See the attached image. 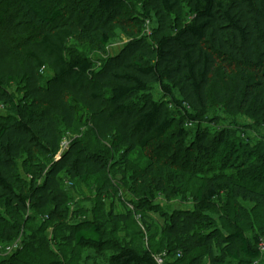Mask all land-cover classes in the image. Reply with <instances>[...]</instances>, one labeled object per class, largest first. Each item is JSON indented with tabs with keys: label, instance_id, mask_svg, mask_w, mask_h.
I'll return each instance as SVG.
<instances>
[{
	"label": "trees",
	"instance_id": "1",
	"mask_svg": "<svg viewBox=\"0 0 264 264\" xmlns=\"http://www.w3.org/2000/svg\"><path fill=\"white\" fill-rule=\"evenodd\" d=\"M137 1L147 21L154 15L158 19L152 34H142L141 26L134 29L133 15L124 18L125 0H94L85 8L78 0L69 12L60 0H15L24 15L0 10V106L7 111L0 118V204L14 219L8 223L0 211L1 248L16 243L25 232L19 215L34 210L46 222H54L67 211L65 182L90 178L100 182V175L108 172L106 152L90 149L78 137L70 138L61 152L62 134L71 135L77 119L86 114L99 142L115 133L117 150L125 147L132 153L172 129V106L184 114L178 124L181 138L187 127H199L195 145L200 149L217 138L202 128L213 101L233 114L247 110L264 126V0ZM118 28L128 35V42L108 55ZM72 40H77V54L68 53ZM92 49L106 57H93ZM156 86L166 100H135ZM242 138L251 144L245 132ZM252 150L258 155L257 165L236 160L209 166L194 192L183 188L181 176L156 173L154 163L148 166L140 176L144 202L150 204L164 194L171 199L192 198L195 205L193 211L167 220L163 234L168 250L160 254L166 252L168 258L172 255L180 261L204 243L212 247L215 239L200 213L218 211L219 199L264 202V189L250 184L264 182V147ZM35 153L56 159L48 169L33 162L35 170L28 179L18 164L30 163ZM147 229L156 234L159 226L148 224ZM105 237L102 223L89 220L73 227L66 240L102 248ZM217 244L244 264H254L264 253L257 236L248 238L240 230ZM9 257L1 256L0 264H22L17 254ZM109 260L110 264H158L151 251L131 246L118 248ZM202 262L203 256L189 260V264Z\"/></svg>",
	"mask_w": 264,
	"mask_h": 264
},
{
	"label": "rangeland",
	"instance_id": "2",
	"mask_svg": "<svg viewBox=\"0 0 264 264\" xmlns=\"http://www.w3.org/2000/svg\"><path fill=\"white\" fill-rule=\"evenodd\" d=\"M125 1L124 18L128 19L130 15H133L134 21L131 23L133 28L141 26L142 34H152L154 28L158 26L157 17L154 15L150 21H147L148 19L143 16L144 10L137 0ZM60 2L67 7L68 12L78 5V0H60ZM93 2L94 0H80L79 5L85 8ZM2 3L4 5H1ZM4 7L7 11L3 10ZM0 10L3 13L17 10L18 14H25L23 6L16 4L15 0H0ZM34 25L35 23L31 21L32 28ZM127 42L128 35L121 28L116 29L107 47L108 55L119 52ZM76 44L77 40L69 43L68 53H78ZM92 56L106 57L98 53L96 49H92ZM12 89L17 92V86ZM148 97L157 101L167 99L160 87L156 86L149 92L138 95L135 100L142 102ZM6 114L7 111L0 106V118ZM172 114L175 118L172 129L163 137L153 141L146 149L133 153L126 152L125 147L121 151L117 150L118 139L115 133L99 142L90 127L89 115L86 114L83 119H77L72 136L67 133L62 134L64 136L62 144L69 142L70 138L78 137L90 149L105 151L110 160L108 172L100 175V182L93 178L74 183L65 182L64 188L69 194L70 203L67 211L63 212L57 221L46 222L43 216L34 210L19 215L25 228V232L16 242L20 243V246L18 245L10 253L0 247V257L8 258L17 254L20 260L18 262L22 264H110V256L118 248L131 246L142 251L149 250L156 256L161 251H167L168 246L163 234V230L168 227L167 220L176 214L193 211L195 205L192 198L171 199L164 194H158L156 198H152L150 204L144 202L145 185L141 182L140 176L146 172L148 166L154 163L156 173L163 171L170 176L174 174L181 176L183 188L194 192L200 184L201 176L209 166L236 160H247L245 161L247 164L251 161L258 162V155L252 148L264 147V126L260 127L247 110L233 114L224 104L213 101L202 128L215 133L217 138L207 140L205 149L195 145L199 127H187V135L181 138L178 133V124L184 114L175 106H172ZM243 132L250 138L251 144L247 145L243 141ZM55 159L56 157L49 160L35 153L30 163L28 160L19 162V171L27 172L26 176L30 179V174L35 170L33 162L36 164L40 162L45 169H48ZM250 184L260 190L264 189V182ZM217 205L218 211L200 213L201 219L208 227L206 231L215 239L214 245L209 247L204 243L180 261L172 255L168 258L167 255L166 262L177 260L178 264H189L192 258L203 256L202 264H244L232 258L222 249V246L217 244L218 240L225 239L236 230L242 231L248 238L257 236L264 252V202L246 201L242 198L234 202L232 199L223 197L219 199ZM0 211L8 223H14L12 215L1 204ZM120 215H129V217L124 220L114 218ZM89 220L102 223L106 244L102 248H97L68 243L66 237L73 227L84 226ZM148 224L158 225L159 231L156 234L149 233ZM3 226L2 223L1 230ZM20 248L19 252L16 251ZM254 264H264V253Z\"/></svg>",
	"mask_w": 264,
	"mask_h": 264
},
{
	"label": "built area",
	"instance_id": "3",
	"mask_svg": "<svg viewBox=\"0 0 264 264\" xmlns=\"http://www.w3.org/2000/svg\"><path fill=\"white\" fill-rule=\"evenodd\" d=\"M66 144V145H65ZM69 142L66 141V143L64 142L63 144H61V152L67 148ZM18 245H20V243H15V244H11V245H8L7 247H5V251L10 253L11 251H13L15 248L18 247ZM178 256L180 257L181 254L179 253ZM166 257H167V253L164 252L163 254H159L156 256V261L158 264H165L166 262Z\"/></svg>",
	"mask_w": 264,
	"mask_h": 264
}]
</instances>
